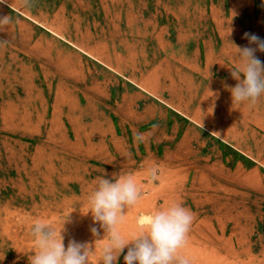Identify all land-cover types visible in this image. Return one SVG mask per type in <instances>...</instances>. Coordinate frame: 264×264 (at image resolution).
I'll return each instance as SVG.
<instances>
[{
	"label": "rangeland",
	"instance_id": "374dc122",
	"mask_svg": "<svg viewBox=\"0 0 264 264\" xmlns=\"http://www.w3.org/2000/svg\"><path fill=\"white\" fill-rule=\"evenodd\" d=\"M2 16L0 264H28L33 224L67 215L65 246L101 264L88 198L124 174L140 189L125 237L181 203L190 264H264V95L229 91L233 45L264 39V0H0Z\"/></svg>",
	"mask_w": 264,
	"mask_h": 264
},
{
	"label": "clouds",
	"instance_id": "9594fccd",
	"mask_svg": "<svg viewBox=\"0 0 264 264\" xmlns=\"http://www.w3.org/2000/svg\"><path fill=\"white\" fill-rule=\"evenodd\" d=\"M10 20L2 16L0 24H8ZM244 36L255 47L233 45L238 63L231 69V76L237 83L229 91L232 103L254 105L264 95V62L255 55L257 51L264 52V39L251 33ZM136 138L141 139L139 134ZM155 175V169L150 170L151 178L155 179ZM139 198L140 189L130 174L98 179L89 195L86 213H91L94 224L98 223L104 230L103 238L95 241L103 242L99 250L101 264H116L121 254L124 264H190L189 259L179 255V250L186 244L193 214L181 203L142 216L138 231L131 236L121 233L119 225L126 208L134 206ZM67 217L59 228L43 221L33 224L34 251L28 264H90L93 245L75 240H69L67 246L64 244L62 233ZM90 231L93 236L100 235L96 227Z\"/></svg>",
	"mask_w": 264,
	"mask_h": 264
}]
</instances>
